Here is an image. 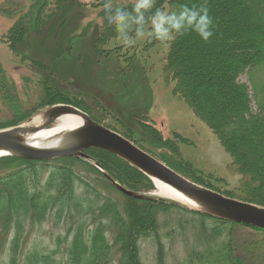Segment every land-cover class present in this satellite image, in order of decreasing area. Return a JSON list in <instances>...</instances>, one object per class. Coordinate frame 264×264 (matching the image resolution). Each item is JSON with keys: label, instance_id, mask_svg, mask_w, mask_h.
I'll return each instance as SVG.
<instances>
[{"label": "trees", "instance_id": "obj_1", "mask_svg": "<svg viewBox=\"0 0 264 264\" xmlns=\"http://www.w3.org/2000/svg\"><path fill=\"white\" fill-rule=\"evenodd\" d=\"M48 1L51 2L34 0L28 8L29 12L22 14L21 20L26 21L25 25L30 28L24 26L22 21L15 23L6 37L9 47L14 48L21 37H28L25 32L28 29L34 32L44 25L49 17L64 6L66 0H54L49 7ZM184 2L185 0H157L156 6L176 8ZM217 2L222 10L214 12L211 7L208 8L214 21L212 36L215 37L207 42L195 33L177 38L168 45L166 73L170 72L167 75L174 80L173 91L214 133L229 154L232 166L242 175L243 183L235 190H221L204 180L195 177L192 180L227 197L264 208V0ZM113 3L130 10L132 0H113ZM229 3L230 8H226ZM103 4L104 0H98L95 4L102 6L99 15L103 18L102 30L95 44H104L107 39L118 38L114 26H110L105 19ZM148 43L154 46L158 41L149 40ZM178 52L182 53L178 55ZM227 57L237 59L232 63ZM244 72L248 75L253 98L255 97L256 110L252 108L254 99L252 101L249 85L239 81V76ZM28 115L29 113H22L20 118ZM18 122L19 120L13 123ZM147 132L150 133L151 143L161 148V152L154 155L188 178L190 174L172 160V157L174 159L179 156L176 141L183 143L185 140L178 134L174 136L176 140L165 139L159 131L153 129H148ZM141 148L151 154V151ZM86 153L103 168L105 174L100 172L102 178L110 176L113 181L132 192L135 191V186L130 182L137 183L138 177L145 181L146 187H153L145 174L122 158L98 148L86 149ZM2 161L26 164L22 169L8 170L0 175V241H7L8 245L4 264H142L138 243L139 238L145 235L155 239L158 248L157 263L162 264V238L172 241V235H182L180 232L188 225L195 230L196 227L200 229L193 234L200 239V243L188 249L183 259L176 264H264L263 254L258 251L261 249L258 241H243L238 231L239 228L246 227L264 236V228L239 224L198 211H189L199 216L198 220L177 222L176 219L171 227L166 224L160 228L155 217L167 212V207L177 208V205L160 199L128 196L103 179L104 184L108 185L106 189L122 195L126 203L123 215L114 207L116 204L112 195L101 197L99 194H92V191L97 190L92 189L90 180L82 181V185V179L71 172L70 177L58 176V181L47 180L42 183L40 174L37 177L36 170L47 166H52V172L62 173L60 171H69L70 165H85L87 162L80 157H64L59 159L60 163L53 165L47 161L12 156L1 158L0 162ZM87 164L92 166L91 171L96 169L91 163ZM30 171L35 172L37 182ZM115 171L121 174L120 177ZM83 175L86 176L84 173ZM20 202L25 204L20 205ZM144 208L150 219L133 220L131 214ZM47 216L54 220L56 226L62 220L61 217L67 218L64 236L56 235L52 249L33 245L29 250L23 251L27 244L26 238L22 237L25 224H39ZM193 221L198 223L191 224ZM8 236L10 238L5 239ZM24 243L25 246H22ZM57 249L61 253H57ZM241 249H244L242 255L245 258L248 256L245 262L238 253Z\"/></svg>", "mask_w": 264, "mask_h": 264}, {"label": "rangeland", "instance_id": "obj_2", "mask_svg": "<svg viewBox=\"0 0 264 264\" xmlns=\"http://www.w3.org/2000/svg\"><path fill=\"white\" fill-rule=\"evenodd\" d=\"M53 1L47 2L48 7ZM97 1L66 0L64 6L51 18L49 17L44 25L34 32L31 31L32 33L31 29L25 31L28 37L24 39L21 37L12 48L6 42L7 34L17 22L22 21L24 26L30 28L29 25H25L26 21L21 20V16L29 12L28 8L34 0H0V131L11 126L15 127L13 126L15 124L16 126L27 125L35 114L48 111L58 104H68L81 110L89 120L122 136H127L128 140L138 147L151 151V155L159 154L161 148L151 143L148 129L159 131L165 139H176L174 136L178 134L185 142L176 141L179 156L174 159L172 157V160L190 174L191 177H188L190 180L195 177L221 190L238 189L243 183L242 175L236 167L232 166L229 154L206 124L198 119L189 105L173 91L174 80L167 75L170 72L166 73L165 65L168 45L158 42L151 46L148 39H141L135 46L125 48L121 46L118 38L107 39L104 44L102 42L95 44L96 38L98 39L101 33L103 22V18L99 15L102 6L95 5ZM184 3L189 5L205 3L214 12L222 10L217 0H185ZM229 6L231 3L227 4L226 8H230ZM179 53L182 52H178V55ZM236 59V57H227V60L232 63ZM239 81L250 87L246 72L239 76ZM250 94L252 101L254 99L252 108L256 110V101L251 87ZM22 113H29V115L20 118ZM17 120H19L18 123H13ZM53 120L48 126L53 123ZM82 153L85 156L73 157L82 158L96 169L91 171V165L90 167L87 163L85 165L78 163L76 166L70 165L69 171L59 173L52 172L50 169L52 166H47L36 170L37 177L40 174L39 179L44 183L47 180L58 181L60 179L57 178L58 176L70 177L71 173H74L82 179L80 182L82 185L84 180L91 181L92 189L97 190L92 191L93 195L99 194L101 197L107 196L106 194L112 195L116 204L114 207H117L116 209L124 215L126 203L122 195L106 189L108 185L104 184L106 181L114 186L109 180L112 178L107 175H105L107 179L102 178L100 174H105L103 168L88 156L86 149ZM4 157L9 156H0V159ZM64 157L68 156L33 161H47L48 164L53 165L60 163L59 159ZM25 165L20 162L17 165V161H2L0 175H4L8 170L22 169ZM30 172L33 173L32 178L37 182L35 172ZM115 174L119 177L121 175L116 171ZM137 180V183L130 182L135 186V191H131L134 197L164 200L177 205L180 209L171 206L167 207V212L159 213L156 217V214L153 215L160 228L166 224L171 227L176 219L177 222L198 220L199 216L189 211L209 214L192 209L184 203L157 196L153 193L155 188L153 184L152 188H148L143 179L138 177ZM22 203L25 204L20 202V205ZM131 215L136 221L140 218L150 219L145 208L136 210ZM61 219L57 226L50 216L39 224L26 223L22 237L26 238L27 244L26 249L22 248V250L27 251L33 245L52 249L55 246L56 235L64 236L67 228L64 224L67 218L61 217ZM190 223H198V221ZM192 229L195 230L188 225L182 232L179 230L183 236L173 234L172 241H168L169 238H162L164 242L162 264H176L183 259L188 249L200 243V239L193 235L200 229L198 227L195 231ZM161 230L163 229H159ZM238 231L243 241H258L261 248L258 251L264 257L263 234L255 233L254 230L246 227L239 228ZM8 238L10 236L5 239ZM154 240L147 235L139 238L138 250L142 264H158V248ZM6 242L0 241L2 244L0 264H4L7 259ZM25 243L22 246H25ZM56 252L61 253V250L57 249ZM238 253L245 262L248 256L245 258L242 255L244 249L238 250Z\"/></svg>", "mask_w": 264, "mask_h": 264}, {"label": "water", "instance_id": "obj_3", "mask_svg": "<svg viewBox=\"0 0 264 264\" xmlns=\"http://www.w3.org/2000/svg\"><path fill=\"white\" fill-rule=\"evenodd\" d=\"M48 111L50 112L48 125L52 119L62 114L73 112L85 115L68 104H58ZM85 118L87 123L71 132L68 135L66 146L57 151L37 149L24 144L19 133L26 132L31 127L25 128L24 125H18L2 130L0 131V156H14L26 160H47L61 156H85L82 153L83 150L99 148L125 159L144 174L162 180L208 210L200 211L233 222L264 228L263 207L224 196L190 181L117 132L89 120L87 116ZM109 180L121 192L135 196L131 191L111 179Z\"/></svg>", "mask_w": 264, "mask_h": 264}, {"label": "clouds", "instance_id": "obj_4", "mask_svg": "<svg viewBox=\"0 0 264 264\" xmlns=\"http://www.w3.org/2000/svg\"><path fill=\"white\" fill-rule=\"evenodd\" d=\"M157 0H132L131 9L104 0L103 11L114 26L121 46L130 48L141 39L169 45L179 37L195 33L207 42L213 35L214 21L205 3H184L176 8L157 7Z\"/></svg>", "mask_w": 264, "mask_h": 264}, {"label": "bare ground", "instance_id": "obj_5", "mask_svg": "<svg viewBox=\"0 0 264 264\" xmlns=\"http://www.w3.org/2000/svg\"><path fill=\"white\" fill-rule=\"evenodd\" d=\"M81 111V110H79ZM82 112V111H81ZM49 111H43L38 114H35L30 122L23 127H33L27 129L28 131L19 133L21 140L24 144L31 146L37 149L43 150H61L67 144L68 135L73 132L75 129L84 126L87 123L86 116L80 113H66L57 116L52 121L53 123L48 126L47 119L49 118ZM47 124V125H46ZM16 126V125H13ZM12 127V126H11ZM22 127V128H23ZM30 129H35L31 130ZM30 131V132H29ZM157 158V157H156ZM158 159V158H157ZM159 161L163 162L162 160L158 159ZM165 165L169 166L165 162ZM172 168L171 166H169ZM138 169V168H137ZM175 170L174 168H172ZM139 170V169H138ZM142 172L141 170H139ZM177 173L185 177L179 171L175 170ZM152 182L153 186V193L157 196H161L164 198H169L174 201H178L181 203L187 204L189 207L199 209V210H207L204 206L196 203L194 200L189 198L188 196L184 195L183 193L179 192L175 188L171 187L167 183L163 182L160 179H156L152 175H146ZM186 179L190 180L189 178L185 177ZM192 181V180H190ZM194 182V181H193ZM196 183V182H195ZM198 184V183H197ZM201 185V184H199ZM208 211V210H207ZM252 226V225H250ZM256 227V226H254Z\"/></svg>", "mask_w": 264, "mask_h": 264}]
</instances>
